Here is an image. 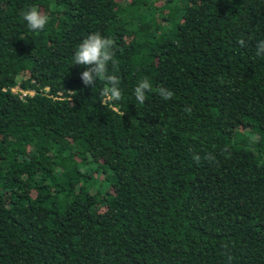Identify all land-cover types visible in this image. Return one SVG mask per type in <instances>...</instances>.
I'll return each mask as SVG.
<instances>
[{
  "label": "trees",
  "instance_id": "1",
  "mask_svg": "<svg viewBox=\"0 0 264 264\" xmlns=\"http://www.w3.org/2000/svg\"><path fill=\"white\" fill-rule=\"evenodd\" d=\"M93 32L114 104L73 65ZM260 40L264 0H0V264H264Z\"/></svg>",
  "mask_w": 264,
  "mask_h": 264
},
{
  "label": "clouds",
  "instance_id": "2",
  "mask_svg": "<svg viewBox=\"0 0 264 264\" xmlns=\"http://www.w3.org/2000/svg\"><path fill=\"white\" fill-rule=\"evenodd\" d=\"M21 15L28 29L33 32L42 31L48 23V16L35 6L22 12ZM238 43L241 47H244L246 42L240 39ZM114 49L115 41L112 38L104 37L99 32H93L81 40L73 55V65L84 66L87 69L80 73V79L85 87H94L98 79L108 85L100 93L103 98L102 104H114L122 98V92L119 88L120 81L115 74ZM256 55H264V40L257 42ZM110 63L112 71H109ZM151 91L152 85L150 81L147 78L140 80L133 89L135 100L139 104L145 103L146 93ZM157 91L164 100H170L174 95L172 91L165 87H160ZM185 110L190 111L191 109ZM192 158L199 163L200 157L198 155H193ZM206 159L214 161L215 157L212 154H208ZM231 259V256H229V264Z\"/></svg>",
  "mask_w": 264,
  "mask_h": 264
},
{
  "label": "built area",
  "instance_id": "3",
  "mask_svg": "<svg viewBox=\"0 0 264 264\" xmlns=\"http://www.w3.org/2000/svg\"><path fill=\"white\" fill-rule=\"evenodd\" d=\"M12 93H15V94H17L18 95V97H19V99H22L24 96H26V95H29V96H31V95H33V92H24V91H21V90H19L18 88H13L12 90ZM69 101V100H68Z\"/></svg>",
  "mask_w": 264,
  "mask_h": 264
}]
</instances>
